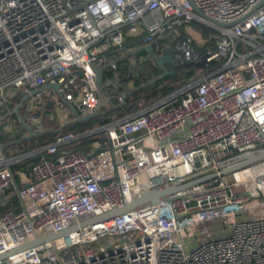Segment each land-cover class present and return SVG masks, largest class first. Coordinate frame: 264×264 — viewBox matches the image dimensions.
<instances>
[{"label":"built area","instance_id":"built-area-1","mask_svg":"<svg viewBox=\"0 0 264 264\" xmlns=\"http://www.w3.org/2000/svg\"><path fill=\"white\" fill-rule=\"evenodd\" d=\"M241 17L226 26L209 20ZM193 19L218 31L215 48L205 52L206 63L222 60L217 68L134 113L106 117L87 132H65L18 154L0 151V196L14 186L20 202L17 209L0 212V253L129 203L145 190L217 171L224 160L264 148V0H0V121L6 114L11 119L19 96L43 84L59 83L62 94L38 90L20 106L34 130L41 104L68 115L64 100L81 114L106 112L99 110L103 98L95 69L108 50L126 51L125 35L142 34V44L174 36L173 61H197L202 55L191 39L175 37V26ZM98 131L106 134L98 145L65 148ZM41 152L48 155L21 169L29 184H17L11 166ZM252 207L253 216L242 215ZM2 260L264 264V159Z\"/></svg>","mask_w":264,"mask_h":264},{"label":"trees","instance_id":"trees-1","mask_svg":"<svg viewBox=\"0 0 264 264\" xmlns=\"http://www.w3.org/2000/svg\"><path fill=\"white\" fill-rule=\"evenodd\" d=\"M187 26L197 30L205 39L204 42L199 43L196 39L191 38L186 29ZM175 31L176 38L189 37L191 39V45L199 51L201 55L208 49L213 50L216 46L218 31L198 20L193 19L189 22L178 24L175 26ZM141 36L142 34L125 35L126 47L131 50L138 48L142 44ZM166 36L171 37L172 40L175 39L174 36L167 34L157 37L156 40L153 41V49L156 53H159L160 47H158V45L163 44L162 41ZM105 56L111 60H107V62L105 61L101 64L103 66V78L99 94L103 98V103L100 105L99 110L106 109L104 114L97 113L94 116L80 121L74 119L75 117L72 114L71 120L61 123L55 116H49V112L53 115L58 114V109L55 108L53 104L47 106L45 111H41L38 106L40 103H37L36 106L38 107H36V111L39 113L41 111L39 122L41 127L35 128L34 134L31 135L26 129H24V131L16 130L8 132L6 135L0 132V144L2 145L0 151L5 155L18 154L48 144L52 142L56 136L65 132H73L76 134L87 132L100 125L106 117L120 118L144 108L158 98L172 93L184 84L198 78L202 73L217 68L222 62V60L215 59L203 63L200 66H179L175 73L158 77L162 73V70L159 68L156 60L144 50H139L135 54H130L129 51L118 54L110 49ZM112 61H115V65L111 64ZM166 66L170 69V65L166 64ZM152 79L155 80L151 81ZM123 93H126V96L124 97V103H121L119 96ZM21 97L22 96H19L18 100H20ZM25 105L26 103L22 106ZM60 126H62V129H59ZM105 137L106 134L104 131L94 132L69 142L65 145V148L84 146L85 149H89L92 143L103 140ZM7 139L10 143H7ZM47 155L48 153L46 152L35 153L14 163L11 169L15 174L17 184L19 183L17 169L26 170L29 163ZM9 188H11L10 193H13L14 186L8 187L5 191ZM19 203L16 194H12L0 205V212L9 208L17 209Z\"/></svg>","mask_w":264,"mask_h":264},{"label":"water","instance_id":"water-1","mask_svg":"<svg viewBox=\"0 0 264 264\" xmlns=\"http://www.w3.org/2000/svg\"><path fill=\"white\" fill-rule=\"evenodd\" d=\"M260 4L261 3L254 6L248 13L252 12ZM194 10L197 13L203 15L202 12L199 9H197L196 7H194ZM247 14H245L244 16H246ZM243 17L237 18L233 21L226 22V23H223V22H220L217 20H213V19H209V18L208 19L211 20L212 22L218 24V25L226 26V25H231V24H234V23L240 21ZM139 50H144L152 58H154L156 60L159 68L162 70V73L158 77L166 75V74L175 73L177 71V69L179 68V66H185V67L189 66V65L200 66L203 63H206V54L204 53V54H202V56L197 61H190V62L183 61L182 63H178V64L176 62H174V64H173L170 61H168L167 59H165V57H163L160 53H156L154 51L153 42L141 44L138 48L129 51V53L135 54ZM111 64L115 65V61H112ZM166 64L170 65V69L167 68ZM95 73H96V82L100 86L102 78H103V66H99L98 68H96ZM79 74L81 75L82 71L79 70ZM154 80L155 79H152L151 81H154ZM58 87H59V83H57V82L43 84L39 88L32 90L30 94H26V95L22 96L20 98V100L18 101V103L12 109L11 114L12 113L15 114L17 122L20 123L30 133V135L34 134L35 130H34L33 126L22 116L21 112L19 111L20 106H22L25 103V101L30 98V96L32 94H34L36 91L42 90V89L53 88L57 92V94L60 96V98H62V94L58 91ZM125 96H126V93H123L121 95V101H120L121 103H124V97ZM64 101L69 106V109H70L69 115L73 114L75 116L74 119H76L77 121L87 119V118L94 116L97 113H99V112L94 111L91 113L81 114L75 108V106H73V104L67 102L66 100H64ZM103 112H105V110H102L100 113H103ZM7 115L8 114H6L5 117ZM59 129H62V126H60ZM0 148H2L1 144H0ZM81 148H83V146H81ZM100 149H101V147L96 148L93 151V154L96 153L97 151H99ZM262 159H264V148L252 150V151L246 152L244 154H240L234 158H230L228 160L222 161L219 164L217 171H212V172L205 173L202 175L193 176V177H190V178H188L186 180H182V181L181 180H174V181H171L169 183L157 186L155 188L145 190L139 196H137L133 200H131L129 203L122 204V205L117 206V207H115V208H113L107 212H104L102 214L95 215V216H92L90 218L84 219L81 222H79L78 224H73L64 230H61L58 232H53V233L42 235V236H35L34 238L27 240L25 242H22L21 244L15 246L14 248L5 250V251L0 253V259L5 258L8 254H10L12 252L19 251V250H22L25 248H29L31 246L43 243L47 240H52L53 238H56V237L61 236L65 233H68L69 231L76 230L79 227H82L86 224H89L92 221L105 219V218H108L112 215L125 212L128 209L133 208V207H135L141 203L147 202V201L155 202V201L159 200L160 198L167 197L168 195H170L176 191H179L181 189H184L190 185H193L197 182L210 179V178L216 176L217 174L232 172V171L237 170L239 168H242L246 165H250L252 163L258 162ZM28 184H29V182L23 183V185H28ZM16 188H17V186H16ZM5 200H6V198L0 196V204L3 203ZM1 264H5L4 260H2Z\"/></svg>","mask_w":264,"mask_h":264},{"label":"rangeland","instance_id":"rangeland-1","mask_svg":"<svg viewBox=\"0 0 264 264\" xmlns=\"http://www.w3.org/2000/svg\"><path fill=\"white\" fill-rule=\"evenodd\" d=\"M187 28H188V31L191 34V38H197V39H199L201 41L203 40V38H200V35L201 34L199 35L198 34L199 32L197 30H192L190 26H187ZM162 42H163V44H159L158 45V47H160L159 53L163 57H165V59H167L168 61H170L171 63L174 64V61H173L174 49L172 47V38L169 37V36H166V38L163 39ZM156 47H157V45H156ZM49 116L50 117L55 116L56 119L58 121H60L61 123L67 122L68 120H71L70 116L68 115V112H65V111H62V110H58V114L57 115H53L52 113H50ZM10 117L12 119L13 118V115L11 114ZM11 119L10 118L7 119V117H4V119H2V121L5 122L4 124H9V123L17 124V123H15V121H12ZM39 122H40V119H39V121H38V119H36V123H35L36 128H40L41 127V124ZM17 127L15 129H17ZM21 128L22 127L20 125L19 130ZM12 131H15V130L13 129ZM95 144L98 145V141H95ZM19 170L20 169H17L16 171H19ZM24 179H26V178H24ZM24 179H22V180H24ZM14 189H15V187H14ZM10 192H11V188H9L7 191H5V194H4L3 197L4 198H7L8 196L14 194V192L13 193H10ZM256 209H257L256 207H252V208H249L247 210H244L243 213H242V215L248 216V217L249 216H253L256 213V211H257Z\"/></svg>","mask_w":264,"mask_h":264},{"label":"crops","instance_id":"crops-1","mask_svg":"<svg viewBox=\"0 0 264 264\" xmlns=\"http://www.w3.org/2000/svg\"><path fill=\"white\" fill-rule=\"evenodd\" d=\"M186 29H187V31H188V28L186 27ZM192 30H195V29H193V28H191ZM188 33L190 34V32L188 31ZM199 35H200V33H198ZM190 36H191V34H190ZM161 38V37H160ZM200 38H203L201 35H200ZM194 39H196L199 43H203L204 42V38H203V40L201 41V40H199V39H197V38H194ZM208 50H210V49H208ZM109 51V50H108ZM107 51V52H108ZM126 51L128 52V51H131V49H128V47H126ZM125 51V52H126ZM207 51V50H206ZM106 52V53H107ZM124 52V53H125ZM105 53V54H106ZM107 60L108 61H110L111 59H108V57H106L105 56V60L103 61V63L106 61L107 62ZM47 106H49V104H41L40 105V109H41V111H45V109L47 108ZM41 111H40V114H41ZM49 114H50V112H49ZM70 118H72L71 116H70ZM5 122H3V121H0V124H1V128H0V132H2L3 134H7L8 132H12V130L14 129L15 131H16V127H17V129H19V127H20V124H14V123H9V124H4ZM4 124V125H3ZM7 143H10L9 142V140L7 139ZM4 144H5V142H4ZM27 169V168H26ZM24 170V169H23ZM20 173H21V175H20ZM20 175V176H19ZM24 178H26V179H24ZM18 179L20 180V182L21 183H24V182H27L28 181V177L26 176V174H24V173H22L21 172V169L18 171ZM22 179H24V180H22Z\"/></svg>","mask_w":264,"mask_h":264},{"label":"flooded vegetation","instance_id":"flooded-vegetation-1","mask_svg":"<svg viewBox=\"0 0 264 264\" xmlns=\"http://www.w3.org/2000/svg\"><path fill=\"white\" fill-rule=\"evenodd\" d=\"M46 104H49V106L51 105L50 103H46ZM40 114V113H39Z\"/></svg>","mask_w":264,"mask_h":264}]
</instances>
